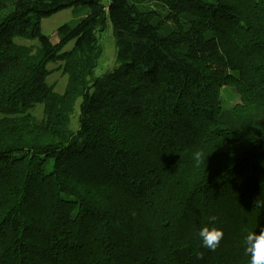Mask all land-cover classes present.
Here are the masks:
<instances>
[{"label": "trees", "instance_id": "16d2710c", "mask_svg": "<svg viewBox=\"0 0 264 264\" xmlns=\"http://www.w3.org/2000/svg\"><path fill=\"white\" fill-rule=\"evenodd\" d=\"M81 6L57 42L42 32ZM109 19L121 65L96 76ZM260 198L264 0H0V264H250Z\"/></svg>", "mask_w": 264, "mask_h": 264}, {"label": "rangeland", "instance_id": "374dc122", "mask_svg": "<svg viewBox=\"0 0 264 264\" xmlns=\"http://www.w3.org/2000/svg\"><path fill=\"white\" fill-rule=\"evenodd\" d=\"M110 0H103V3L108 4ZM86 13V8L84 7H72L64 9L54 13L51 16L45 17L42 20L41 28L42 32L45 35H48L53 42L58 41L57 29L60 25L69 21H77L79 18L84 16ZM99 43L102 47V53L99 58V64L96 68L95 75L103 76L107 72L113 71L115 68L121 65V62L117 59V50L118 46L114 36L113 25L110 19L108 20L107 26L103 31H99ZM16 42L19 44L25 45H37V39H26V38H17ZM74 45V41L70 42L65 49H71ZM61 63H50L48 65L49 69H54L53 72L48 77L49 84H55V90L57 92H64L67 86V75H64L60 67ZM221 101L222 105L225 107H231L234 104L238 103L240 99V94L237 91L234 85H226L221 89ZM79 104L80 99L77 101L76 113L71 117L70 127L72 130L78 129V114H79ZM34 114L41 116L42 106H37L32 110Z\"/></svg>", "mask_w": 264, "mask_h": 264}, {"label": "clouds", "instance_id": "9594fccd", "mask_svg": "<svg viewBox=\"0 0 264 264\" xmlns=\"http://www.w3.org/2000/svg\"><path fill=\"white\" fill-rule=\"evenodd\" d=\"M208 157V156H207ZM194 158L199 164L204 160L203 152L197 151L194 153ZM254 208H264V199L260 198L254 202ZM210 222H215L218 217L213 215L209 218ZM199 238L202 241L203 247L215 251L224 237V232L221 228L205 225L198 233ZM245 253L250 257V264H264V229L259 233L256 231L247 233L245 239ZM203 254L201 253V258Z\"/></svg>", "mask_w": 264, "mask_h": 264}]
</instances>
